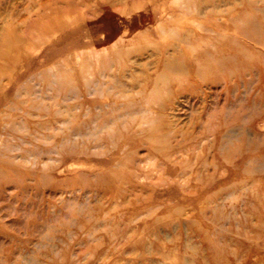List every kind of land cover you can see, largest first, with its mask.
Returning a JSON list of instances; mask_svg holds the SVG:
<instances>
[{
    "label": "rangeland",
    "instance_id": "1",
    "mask_svg": "<svg viewBox=\"0 0 264 264\" xmlns=\"http://www.w3.org/2000/svg\"><path fill=\"white\" fill-rule=\"evenodd\" d=\"M0 264H264V0H0Z\"/></svg>",
    "mask_w": 264,
    "mask_h": 264
}]
</instances>
